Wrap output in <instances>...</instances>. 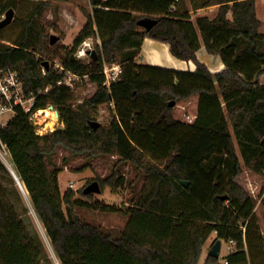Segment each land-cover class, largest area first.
Wrapping results in <instances>:
<instances>
[{
  "label": "trees",
  "instance_id": "trees-1",
  "mask_svg": "<svg viewBox=\"0 0 264 264\" xmlns=\"http://www.w3.org/2000/svg\"><path fill=\"white\" fill-rule=\"evenodd\" d=\"M23 1L0 0V21L10 8L22 11ZM50 1H30L26 13L12 21L21 30L10 43L3 41L0 26V66L18 71L27 95H37L33 109L54 105L64 126L39 134L19 107L0 126V145L61 263L251 264V256L262 264L258 247L264 251V233L255 208L256 199L264 202V20L256 0H204L199 7L218 6L215 16L194 19L177 10L179 0H89L93 11L72 46L51 44L44 20ZM144 17L158 21L145 29L138 23ZM146 37L169 43L175 57L192 60L197 68L139 63ZM88 38L101 39L97 58L89 62L76 55ZM202 41L208 52L221 56L223 70L212 72L198 58ZM120 57V79L108 86L105 64ZM56 59L59 67L96 83L94 94L74 103L75 88L58 84L64 72ZM105 103L114 104L112 119L94 127ZM235 140L251 173L262 180L253 196L238 180L243 165ZM60 146L76 154L119 157L112 174L98 180L102 191L107 186L117 191L125 183L117 168L121 162L143 172L144 187L117 234L86 221L77 209L113 210L112 205L94 202L95 194L84 189L79 192L86 200L74 189L62 190L63 169L54 159ZM15 180L0 157V264H41L42 248L7 187ZM214 232L211 246L218 239L236 241L228 263L209 253L201 261Z\"/></svg>",
  "mask_w": 264,
  "mask_h": 264
},
{
  "label": "rangeland",
  "instance_id": "rangeland-1",
  "mask_svg": "<svg viewBox=\"0 0 264 264\" xmlns=\"http://www.w3.org/2000/svg\"><path fill=\"white\" fill-rule=\"evenodd\" d=\"M30 1L31 0L23 1L24 9L22 11L15 9L14 18L26 13L28 6L30 5ZM50 2L51 5L46 11L44 18L45 23L48 26L50 36L51 34H56L59 37V39L56 41L59 46L62 44L72 46L74 38L83 28L87 20V13H91L93 11V7L89 4V0H51ZM203 3L204 0H196L194 5L201 6ZM256 5L258 16L264 20V0H256ZM186 9V0H180L177 10L186 12ZM196 14L197 12L195 10V12L191 14L192 19L197 16ZM211 14L212 13L204 11L199 15ZM215 14L216 12H213L212 15ZM4 17L5 14L2 15V19ZM20 30L21 26L14 22L6 25L4 28V36L6 39L3 41L10 43V40H13L18 36ZM262 31H264V26L262 27ZM86 42H88V44L85 45ZM96 43H101V39L88 38L78 47L77 52L88 47L89 44L91 46L90 49H95L98 52ZM86 52L87 54L80 59L89 62L92 59V53L88 51ZM121 61L122 58L120 57L116 62L121 64ZM53 62L57 65L58 59L54 60ZM74 88V103H81L85 98H89L94 94L97 89V84L89 81L87 76H82L80 79L75 80ZM48 107H52L54 110L58 111L54 105H49ZM113 109V103H105L100 105L96 112L97 120L102 124L109 123L112 119ZM14 115V111H8L4 114H1L0 125L2 126L7 123V121L13 118ZM50 120V118L46 119V117H44V115L39 112L36 117L39 130L44 133H48L58 128H63L64 123L61 117H59V119L56 121V124L52 128H48L46 126ZM234 142L236 151L239 154L243 165V171L238 177V180L249 190L250 194L253 196L255 188L261 184V181L264 180V177L262 180L256 179V176L251 173L250 169L245 164L237 141L235 140ZM4 156H7L9 159V154L5 145H0V157L3 161ZM54 159L63 169L59 176L62 190L65 191L69 188L74 189L77 192V198L86 200L79 190L84 189L85 186L88 185L92 180H99L100 178L104 179L110 176L116 164L118 163L119 157L114 154L99 156H88L86 153L76 154L70 149L60 146L58 152L54 156ZM4 162L6 163V161ZM117 168L123 174L125 183L119 187L117 191H113L110 186H107L102 192L94 193V202L110 204L112 205L113 210H103L100 208L95 209L90 207L77 208L81 216L86 221L101 225L113 234H117L120 230L125 228L127 219L129 217V214H127L126 211L128 210V207L132 205L133 198L138 195L141 189H143L146 182L143 172L137 169L136 166L131 162H121ZM7 187L12 194V200L14 201L21 218L26 223L34 239L42 248L43 253L40 260L41 264H62L54 252L44 224L40 220L33 207L30 195L27 197L16 180L13 183L8 182ZM255 214L259 219V231L264 233V202L261 199H256ZM215 238L216 232H214L208 239L204 252L206 251L207 253V249H211L212 242ZM258 249L262 256V264H264V251H262L263 249L260 246ZM228 254L229 251L227 249V242L222 241L219 261L223 263ZM250 258L251 264H254V259H252L251 256ZM202 259L203 258L201 257V261H203ZM256 259H258L257 256Z\"/></svg>",
  "mask_w": 264,
  "mask_h": 264
},
{
  "label": "built area",
  "instance_id": "built-area-1",
  "mask_svg": "<svg viewBox=\"0 0 264 264\" xmlns=\"http://www.w3.org/2000/svg\"><path fill=\"white\" fill-rule=\"evenodd\" d=\"M90 47L91 46L89 44L88 47L79 50L77 52V56L79 58H83V56L87 54L86 51L89 52ZM59 69L60 71L64 72L63 78L58 82V84L60 85L65 84L70 87H74L75 80H78L82 77L74 73L73 71L64 68L63 66H60ZM44 73H45V69H44ZM103 73L106 76L105 84L110 86L113 82H116L120 79L122 73V66L120 63L117 62L106 63ZM48 89L49 87L46 88L45 91H47ZM36 97L37 95H33V94L27 95L18 71L10 67L0 66V115L8 111L16 112L17 108L20 107L24 109L25 112H28L30 114V119L33 121L34 125L36 126L37 132L39 134H45L47 132L44 133L41 130H39L36 121V117L38 113L41 112L43 108H39L36 110L33 109ZM55 111L58 113V119H59L60 117L59 112L57 110ZM226 242L229 253L233 252L235 250L236 241L234 239H230ZM224 262L228 263L227 258L225 259Z\"/></svg>",
  "mask_w": 264,
  "mask_h": 264
},
{
  "label": "crops",
  "instance_id": "crops-1",
  "mask_svg": "<svg viewBox=\"0 0 264 264\" xmlns=\"http://www.w3.org/2000/svg\"><path fill=\"white\" fill-rule=\"evenodd\" d=\"M195 1L196 0H186V8H187L186 12L193 14V12H195V10H196V12H197L196 15H199L200 13H203L204 11H207V12L213 14V12H217V10H218L217 5H212V6H208V7H199L198 5H194ZM178 5H179V2H178ZM212 14L208 15V16L214 17L215 15H212ZM198 58L202 62H205L209 66V68L212 72H219L226 67V64L224 63L221 56L208 52L203 41H202V47L198 51ZM137 61L139 63L152 64V65L168 67V68H175V69H180V70H192V71H194L197 68L194 61H192V60L186 61V60H182V59L175 57L171 53L169 43L161 42V41H158V40L153 39L151 37H146V39L144 40V43H143L142 48H141V52L137 56ZM261 81H262V83H264V74L261 76ZM4 125H2V126H4ZM60 186H61V183H60ZM61 188H62V186H61ZM207 242L204 245V249L207 245ZM209 250L210 249H207V251H208L207 253H206V251L204 252V250H203V253H202V258H203L202 260L203 261L205 260L207 254L209 253Z\"/></svg>",
  "mask_w": 264,
  "mask_h": 264
},
{
  "label": "water",
  "instance_id": "water-1",
  "mask_svg": "<svg viewBox=\"0 0 264 264\" xmlns=\"http://www.w3.org/2000/svg\"><path fill=\"white\" fill-rule=\"evenodd\" d=\"M14 16H15V9L14 8H10L6 12L5 17L0 21V26L1 27H5L6 25H9L13 21ZM157 21H158V19L153 18V17H144V18H141L138 21V23H139V25L141 27H143L145 29H151L157 23ZM58 39H59V37L56 34H51V44H54ZM89 52L92 53V58L93 59L97 58V51L95 49H93V50L90 49ZM45 65L49 66L50 62L48 60H46L45 61ZM93 124H94V127H97V126L100 125V122L99 121H94ZM10 171L13 174V176L15 177L17 183L21 186V188H24V186H23L22 182L20 181L19 177L17 176L15 170L10 168ZM184 183H185V185H188V183L186 181ZM101 191H102V188H101V185H100L98 180H93L88 185H86L84 190H83V192L85 194H88V193H100ZM221 247H222V240L218 239L215 242V244L211 247V249L209 250V254L214 256V257H219Z\"/></svg>",
  "mask_w": 264,
  "mask_h": 264
},
{
  "label": "bare ground",
  "instance_id": "bare-ground-1",
  "mask_svg": "<svg viewBox=\"0 0 264 264\" xmlns=\"http://www.w3.org/2000/svg\"><path fill=\"white\" fill-rule=\"evenodd\" d=\"M86 44H88V42H86L85 45ZM41 113L44 115V117H46V119L47 118L51 119L46 126L48 128H52L56 124V121L58 120V113L52 107L43 108V110H41ZM3 159H4V161H6L7 165L11 169H13V166H12V164L10 162V158L8 159L7 156H4ZM22 190L27 195V197H29V194H28L27 190L24 189V188H22Z\"/></svg>",
  "mask_w": 264,
  "mask_h": 264
}]
</instances>
